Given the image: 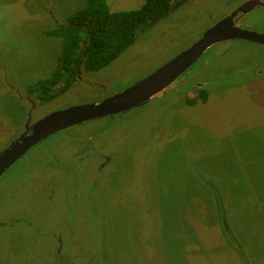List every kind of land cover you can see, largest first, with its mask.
I'll use <instances>...</instances> for the list:
<instances>
[{
	"label": "rangeland",
	"instance_id": "374dc122",
	"mask_svg": "<svg viewBox=\"0 0 264 264\" xmlns=\"http://www.w3.org/2000/svg\"><path fill=\"white\" fill-rule=\"evenodd\" d=\"M145 1L106 4L110 12L135 11ZM245 1L185 2L110 65L93 74L80 68L65 93L40 104L26 89L57 64L60 41L48 32L87 0H0V153L24 132L28 112L35 122L121 92ZM245 21L264 34V8ZM220 51L225 56L205 70L206 102L192 107L183 92L158 95L60 131L7 170L0 178V264H228L232 253L208 182L225 202L231 239L248 264H264V67L248 79L264 47L222 41L189 72Z\"/></svg>",
	"mask_w": 264,
	"mask_h": 264
},
{
	"label": "trees",
	"instance_id": "16d2710c",
	"mask_svg": "<svg viewBox=\"0 0 264 264\" xmlns=\"http://www.w3.org/2000/svg\"><path fill=\"white\" fill-rule=\"evenodd\" d=\"M187 1L146 0L135 11L110 12L106 0H87L83 9L48 32L60 41L57 64L49 78L35 82L27 91L41 104L51 101L76 82L80 68L93 73L107 67L134 44L139 33L165 19ZM206 100L207 90L201 89L187 99L186 104L193 107Z\"/></svg>",
	"mask_w": 264,
	"mask_h": 264
},
{
	"label": "water",
	"instance_id": "95a60500",
	"mask_svg": "<svg viewBox=\"0 0 264 264\" xmlns=\"http://www.w3.org/2000/svg\"><path fill=\"white\" fill-rule=\"evenodd\" d=\"M255 2L239 6L159 70L136 84L99 102L71 106L36 122L0 153V178L31 148L74 125L141 107L164 92L212 45L227 40H247L264 45V34L237 28L233 17L248 13Z\"/></svg>",
	"mask_w": 264,
	"mask_h": 264
},
{
	"label": "flooded vegetation",
	"instance_id": "af4514ba",
	"mask_svg": "<svg viewBox=\"0 0 264 264\" xmlns=\"http://www.w3.org/2000/svg\"><path fill=\"white\" fill-rule=\"evenodd\" d=\"M251 1H254L255 4L254 6H252L250 8V11L248 13H243V12H237V14L233 17V25L237 28H240V29H243V30H247V31H251V32H255L251 29H249V27L247 26V22L245 21V18L246 16L251 13L252 11H254L255 9H257L258 7H262L264 8V0H246L245 2L241 3L239 6H241L242 4H245V3H248V2H251ZM238 6V7H239ZM237 7V8H238ZM237 8H235L233 11H235ZM233 11H231L230 13H232ZM230 13L226 14L224 17H222L220 20H222L223 18L227 17ZM219 20V21H220ZM214 26V25H213ZM211 26V27H213ZM210 27V28H211ZM209 28V29H210ZM206 32V31H205ZM204 32V33H205ZM258 33V32H256ZM259 34H263V33H259ZM234 42V41H245V42H250V43H254V44H257L261 47H264V45H261L259 43H255V42H251V41H247V40H227L226 42ZM219 43V42H218ZM217 44V43H216ZM215 45V44H214ZM213 46V45H212ZM211 46V47H212ZM209 47V48H211ZM208 48V49H209ZM187 48L183 49L180 53L184 52ZM207 49V50H208ZM206 50V51H207ZM206 51L204 53H206ZM178 53V54H180ZM224 52H221L220 51V54H218L217 56H214L213 60L210 59L208 61H205L204 63H202L198 69L194 70L193 72H189L193 66H195L196 62L200 59H197L194 64H192L180 77H178L164 92H162L158 97V98H161V97H164V96H167L171 93H174V92H183V94L185 95V97L187 99H191L190 97H188V94L189 93H192L193 94V97H194V93L198 90H203L205 88H207V79L204 78V76L206 75V68L207 66H210V64L214 65L215 62H217L218 60H220L223 56H225L223 54ZM177 54V55H178ZM203 55V54H202ZM176 57V56H175ZM168 63V62H167ZM166 63V64H167ZM165 65V64H164ZM163 65V66H164ZM264 67V61L263 62H258L254 59V65L250 67V70H252V73H250V77L249 78H256V76H260L261 75V72L263 73L262 70H259L260 67ZM162 67V66H161ZM160 67V68H161ZM211 67V66H210ZM160 68H158L157 70H159ZM243 68V67H241ZM156 70V71H157ZM259 70V71H258ZM155 72V71H154ZM153 72V73H154ZM246 72V70L244 71H239L237 73H244ZM95 73V72H93ZM93 73H89V74H93ZM151 73V74H153ZM78 74H79V71H78ZM149 74V75H151ZM149 75L145 76L144 78H142L141 80L145 79L146 77H148ZM77 78H79V76H77ZM141 80H137L136 82H134L133 84H130L129 86L127 87H130L134 84H136L137 82L141 81ZM116 83V82H114ZM174 85V86H173ZM209 85V84H208ZM207 86V87H206ZM126 87V88H127ZM28 88V87H27ZM120 91H118L117 93H119ZM208 92V91H207ZM26 94L30 95V96H33L35 98L34 95H32L31 93H29L26 89ZM116 94V93H115ZM62 95V94H60ZM58 95V96H60ZM114 95V94H113ZM112 96V95H111ZM57 97V96H56ZM55 97V98H56ZM108 97V96H107ZM192 97V98H193ZM23 98V97H22ZM106 98V97H105ZM24 99V98H23ZM28 99V98H27ZM54 99V98H53ZM52 99V100H53ZM36 100V99H35ZM26 101V100H25ZM37 103H39L38 101H35ZM41 104V103H40ZM86 104H89V103H86ZM30 107H31V110H33L35 108V105H33L32 103H30ZM33 112V111H32ZM32 112H28V122L29 124H27L28 126L25 128L24 132H26L27 128L29 129L31 126H33L36 122L40 121L41 119L45 118H41V119H38L37 121L35 122H31V114ZM48 116V115H47ZM23 132V133H24ZM22 133V134H23ZM21 134H19L20 136ZM18 137H15L13 139H11L10 143L11 144L12 142L16 141ZM8 144V145H9ZM7 147V146H6ZM5 147V148H6ZM207 187H208V193L211 195L212 197V200H213V203H214V210H215V215L217 217V219L219 218V220H221V224L220 225V229H221V239H224L225 242L227 243L228 247L230 248V252L232 253L230 255V253L228 254V258H230L228 260L229 263H232V261L234 260L235 261V264H241L240 261L242 263H245V264H248V258H247V255L245 254L244 252V249L242 248L241 244L237 241V239H231V237L233 236V233H232V228H231V225L230 223L228 224V222H226V210H225V207L223 205V203H225L223 200H222V197L220 196L218 190L216 189L214 183L212 182H208L207 183ZM206 192V194H208ZM205 196V195H204ZM212 216H213V213H212ZM224 216V217H222ZM231 240V241H230ZM220 242H222L220 239H219ZM239 246V247H238ZM227 247V248H228ZM228 248V249H229ZM238 248V249H237ZM223 253H224V249H223ZM236 257V258H235ZM241 258V259H240ZM237 259V260H236ZM228 263V264H229Z\"/></svg>",
	"mask_w": 264,
	"mask_h": 264
}]
</instances>
